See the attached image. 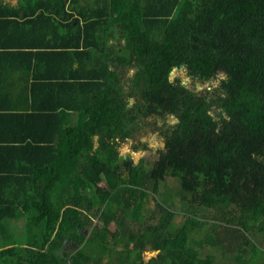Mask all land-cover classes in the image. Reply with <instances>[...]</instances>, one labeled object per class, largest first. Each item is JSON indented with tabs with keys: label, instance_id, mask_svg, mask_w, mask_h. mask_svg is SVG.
I'll list each match as a JSON object with an SVG mask.
<instances>
[{
	"label": "trees",
	"instance_id": "obj_1",
	"mask_svg": "<svg viewBox=\"0 0 264 264\" xmlns=\"http://www.w3.org/2000/svg\"><path fill=\"white\" fill-rule=\"evenodd\" d=\"M176 68L226 78L199 95ZM152 115L178 122L130 167L120 145ZM169 178L180 212L146 209ZM94 208L103 230L84 233ZM217 210L227 225L197 240ZM259 231L264 0H0V264H104L107 235L125 246L106 264H264Z\"/></svg>",
	"mask_w": 264,
	"mask_h": 264
},
{
	"label": "rangeland",
	"instance_id": "obj_2",
	"mask_svg": "<svg viewBox=\"0 0 264 264\" xmlns=\"http://www.w3.org/2000/svg\"><path fill=\"white\" fill-rule=\"evenodd\" d=\"M135 69H131L130 73L126 76H124V79L127 81L126 86L129 85L128 79L131 78V76L134 74ZM226 78V75L219 74L217 78L208 81L206 83H201L200 81L194 79L193 77L189 76L187 71L183 68H178L172 71V74L170 76V80L172 82H176V80H180L183 84H185L189 89L193 90L196 94H203L206 91L214 93L215 90H217L220 86H222L223 81ZM178 120L174 116H165V117H157L155 115L150 116L148 119H146L143 123V130L141 133V136L138 140L134 141H125L122 145H120V153L121 156H130L131 158V167L137 166L141 163H143L144 167L149 169L152 167L153 163L158 159V152L160 149L164 148L165 142L162 132H166L169 128L173 127ZM137 142V143H136ZM144 144L147 149L140 148L139 150H134V146ZM165 195L164 197L160 198L154 195H151L147 199L146 209L150 210H157V204L162 200L163 204L166 205L168 208H171L175 211H179L178 208L180 205V187L179 183L172 179H168L167 187L164 191ZM97 209L94 208L92 211L88 212L85 211V213L89 216H87V222L85 226L83 227L84 233H90L91 230H103L104 224L102 221H100L97 217ZM221 211L217 210L214 211V213H205V221L207 222V225L202 230L201 235L196 234V239L202 238L204 240L205 237H207L206 230H211L214 222L217 224L227 225V221L229 220L228 217H222L220 214ZM228 212H234L236 213L237 210L230 209ZM218 219H215L214 216ZM184 215L180 213V215L176 218V220L173 223L174 231L178 230L179 223L183 222ZM110 229L113 233L116 230V225L113 222L110 225ZM11 233L13 232L16 238L20 241V243L23 245V243L26 241L27 234L25 233V227H18V228H11ZM256 232V231H254ZM252 232V234L254 233ZM257 233V232H256ZM256 238L254 242L261 245V249L264 250V235L262 232H258L256 234ZM107 242L109 243L110 249H112L111 255H106L103 262L106 264L107 262H110V258L112 260H115V256H117V250H121V248H124L125 243L120 244V246H116L115 239L112 238V236L107 235ZM75 245H71L69 247L64 248V251H71V249ZM157 256V252L151 253L150 251H147L146 255V262L150 260L151 257Z\"/></svg>",
	"mask_w": 264,
	"mask_h": 264
},
{
	"label": "crops",
	"instance_id": "obj_3",
	"mask_svg": "<svg viewBox=\"0 0 264 264\" xmlns=\"http://www.w3.org/2000/svg\"><path fill=\"white\" fill-rule=\"evenodd\" d=\"M5 2H8V3L12 4V5H18L19 0H5ZM13 223H14L13 221L7 222V225H8V227H9L8 229H11V228H18V226H17V225H14ZM22 224H23V223H21V224L19 225V227H22ZM10 231H11V230H10Z\"/></svg>",
	"mask_w": 264,
	"mask_h": 264
},
{
	"label": "flooded vegetation",
	"instance_id": "obj_4",
	"mask_svg": "<svg viewBox=\"0 0 264 264\" xmlns=\"http://www.w3.org/2000/svg\"><path fill=\"white\" fill-rule=\"evenodd\" d=\"M132 142V141H131ZM129 165H131V162H130V164Z\"/></svg>",
	"mask_w": 264,
	"mask_h": 264
},
{
	"label": "water",
	"instance_id": "obj_5",
	"mask_svg": "<svg viewBox=\"0 0 264 264\" xmlns=\"http://www.w3.org/2000/svg\"><path fill=\"white\" fill-rule=\"evenodd\" d=\"M176 69H178V68H176ZM172 74V73H171ZM130 167H131V165H130Z\"/></svg>",
	"mask_w": 264,
	"mask_h": 264
}]
</instances>
